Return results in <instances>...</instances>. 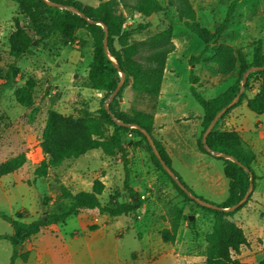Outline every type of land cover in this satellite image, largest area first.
<instances>
[{
    "label": "rangeland",
    "instance_id": "374dc122",
    "mask_svg": "<svg viewBox=\"0 0 264 264\" xmlns=\"http://www.w3.org/2000/svg\"><path fill=\"white\" fill-rule=\"evenodd\" d=\"M78 1L96 7L107 0ZM160 1L163 10L148 17L123 7L121 10L130 43L138 45L158 32L173 29L176 49L168 56L161 94L151 98L127 86L117 109L128 116L135 112L153 114L154 138L170 155L173 171L198 199L220 205L228 198L229 181L223 161L199 147L204 112L190 92V63L201 53L204 42L188 28L187 20L180 18L178 0ZM191 6L196 23L208 33L215 32L232 7L221 39L194 66L197 90L211 99L239 80L243 61L252 63L257 51L264 57V0H191ZM16 19L34 37V47L17 60L10 54ZM141 24L150 26L135 30ZM82 40L87 41L85 46H81ZM149 52L142 50L136 59L145 64ZM92 54L93 41L85 31H80L72 43L57 34L41 40L16 3L0 0V83L8 67L16 64L20 69L17 86L30 77L37 80L34 98L39 106L34 120H30V110L15 101L13 90L0 91V164L26 155L22 168L0 176V212L9 216L23 213V221L33 222L51 209L61 187L73 194L91 191L96 179L105 184L100 197L103 205H108L111 198L123 203L131 201L124 187V161L119 153L109 156L102 150H92L52 168L46 178L34 175L43 159L40 140L49 110L75 117L98 115L104 94L88 87ZM252 71L253 68L246 73V81ZM257 88L258 81L251 80L248 97H253ZM220 128L239 130L257 156L252 166L257 180L249 200L235 215L222 219L241 228L248 241V246L234 258L259 264L264 257V115L251 112L243 102L223 119ZM122 140L126 144L139 143L128 151L127 158L129 184L141 196L142 207L116 218L83 211L64 223L48 225L38 235L51 251L39 249V256L30 264H198L205 260V239L219 217L194 199L187 201L179 195L171 174L154 165L148 139L145 141L131 130ZM44 197L51 198L48 208L43 205ZM95 225L98 229L90 231L89 227ZM165 229L175 235L174 243L163 241ZM12 233L13 227L0 217V235ZM30 251L32 246L27 244L20 248V253ZM11 255V244L0 240V264H10ZM15 264L23 261L18 259Z\"/></svg>",
    "mask_w": 264,
    "mask_h": 264
},
{
    "label": "trees",
    "instance_id": "16d2710c",
    "mask_svg": "<svg viewBox=\"0 0 264 264\" xmlns=\"http://www.w3.org/2000/svg\"><path fill=\"white\" fill-rule=\"evenodd\" d=\"M12 1L20 7L34 25L41 40L49 39L52 35L57 34L65 42L72 43L80 31H85L89 35L93 41V54L87 74L88 87L104 94L97 116L75 117L64 115L55 110L48 111L40 140L43 159L35 169V177L46 178L52 168H57L66 160L77 159L92 150H102L109 156L119 153L124 161V187L131 201L123 203L116 198H111L108 205H103L100 197L104 192L105 184L96 179L91 191H80L73 194L65 187H61L60 196L52 203L51 209L33 222L23 221V213L9 216L0 212V217L13 227L11 235H0V240H7L12 246L10 264H15L18 259L27 262L30 254L29 252L20 253V248L30 242L48 225L64 223L68 218L75 217L83 211H98L100 214L116 218L129 215L142 207L141 196L129 184L130 170L127 158L128 151L137 148L139 143L126 144L122 140L123 135L131 130L139 134L145 141L147 137L141 129L152 137L158 155L148 141L147 144L154 165L167 173L161 163L163 161L180 183L193 194L179 175L173 171L170 155L163 144L154 138L155 116L146 112H135L132 116H128L117 109L122 92L127 86H131L137 93L151 98H157L161 94L167 59L176 49L172 41L173 29L169 27L158 32L138 45L130 43V31L125 27L126 18L121 10L123 7L148 17L163 10L161 1L107 0L100 2L96 7L85 5L78 0ZM178 1L181 5L180 18L186 19L188 28L204 42L203 50L198 56L192 57L190 63V92L204 112L201 120L203 130L199 142V147L203 152L209 154L202 143L206 130L217 114L228 107L238 96L236 102L217 119L205 138V144L210 150L230 156L237 161L233 162L223 157L218 158L224 163V175L229 181V194L225 202L216 206L229 209L244 199L250 188L251 177L253 179L252 184L255 186L257 175L252 166L257 156L237 130L222 129L220 123L243 102H246L247 108L251 112L256 115H264V57L257 51L252 63L243 61L240 65L239 80L222 94L206 99L196 88L194 66L199 62L201 55L221 39L232 15V7L215 32L208 33L196 23L191 0ZM98 23L103 24L105 28ZM15 26L16 29L10 37V54L17 60L34 47V37L17 19ZM149 26V24H141L135 30H145ZM80 42L81 46H85L87 41L82 40ZM144 49L150 50L145 57V64L136 59ZM251 68L258 69L248 75L244 90L240 93L243 75ZM120 72L124 74V79L118 93L111 99L120 85ZM19 75V67L14 63L11 64L2 79V83H0V91L13 90L15 101L25 109H29V118L34 120L35 114L39 112V106L36 105L34 98L37 80L30 77L23 85L17 86ZM253 79L258 81V88L255 95L250 98L248 92L250 91V82ZM118 122L137 125L140 129H132L120 125ZM111 128L112 131H110ZM25 163V154L1 163L0 176L18 171ZM169 177L179 195L187 201H192L175 180L171 176ZM247 200L228 212L202 206L204 210L219 218L215 221L212 231L206 236L205 260L198 264H248L234 258V255L240 254L242 247L248 246L243 230L222 219V217L235 215L245 206ZM42 201L45 207H50L51 198L44 197ZM97 229V225L89 227L90 231ZM162 239L165 243H174L176 237L165 229L162 231ZM259 264H264V257Z\"/></svg>",
    "mask_w": 264,
    "mask_h": 264
},
{
    "label": "water",
    "instance_id": "95a60500",
    "mask_svg": "<svg viewBox=\"0 0 264 264\" xmlns=\"http://www.w3.org/2000/svg\"><path fill=\"white\" fill-rule=\"evenodd\" d=\"M49 4H52V3H50V2H48ZM71 10H73V11H75V12H77V13H79L77 10H75V9H73V8H70ZM99 25H101V26H103L104 28H105V26L103 25V24H101V23H98ZM105 47H106V44H105ZM256 69H258V68H253V71L254 70H256ZM251 69H249L247 72H249ZM246 72V73H247ZM246 73L243 75V80H242V83H241V91H240V93H242V91L244 90V85H245V82H246ZM120 75H121V82H120V85H119V87H118V89L113 93V95H112V97H111V99L118 93V91H119V88H120V86L122 85V81H123V79H124V74L122 73V72H120ZM238 99V96L234 99V101L228 106V107H230V106H232L235 102H236V100ZM228 107H226L225 109H223L220 113H218L217 114V116L214 118V120L212 121V123L210 124V126H209V128L206 130V132H205V134L203 135V138H202V143H203V145H204V148H205V150L208 152V153H210V154H212V155H214V156H216V157H223V158H226V159H230L231 161H233V162H237L234 158H232V157H230V156H227V155H224V154H221V153H218V152H214V151H212V150H210L207 146H206V144H205V138H206V136L208 135V133L211 131V129L213 128V126H214V124L216 123V121H217V119L223 114V112L228 108ZM120 125H124L123 123H121V122H118ZM130 126H135L136 128H138V129H140L137 125H130ZM141 131L144 133V135L147 137V139H148V142H149V144L152 146V148H153V150H154V152L157 154V152H156V149H155V146H154V141H153V139H152V137L145 131V130H143V129H141ZM158 155V154H157ZM162 163V165H163V167H164V169L168 172V173H170L171 174V177L175 180V182L187 193V195L190 197V198H192V199H194L195 201H197L198 203H200L201 205H203V206H205V207H210V208H213V209H217V210H220V211H226V212H228V211H231V210H234L235 208H237V207H239L240 205H242L247 199H248V197H249V195H250V192L252 191V188H253V184H252V181H253V179H252V177H251V179H250V188H249V190H248V192H247V194L245 195V197H244V199L242 200V201H240V203L239 204H237L236 206H234V207H232V208H229V209H223V208H220V207H218V206H216V205H212V204H210V203H208V202H204V201H201L200 199H198L196 196H194L190 191H188V189L186 188V187H184L181 183H180V181L178 180V178L175 176V174L172 172V170L170 169V168H168L165 164H164V162L162 161L161 162ZM245 170H247V168H245ZM190 219L192 220L193 219V217H190Z\"/></svg>",
    "mask_w": 264,
    "mask_h": 264
},
{
    "label": "crops",
    "instance_id": "0c3cea01",
    "mask_svg": "<svg viewBox=\"0 0 264 264\" xmlns=\"http://www.w3.org/2000/svg\"><path fill=\"white\" fill-rule=\"evenodd\" d=\"M236 109V108H235ZM233 109V111L235 110ZM260 121V120H259ZM239 131V130H238ZM244 138V137H243ZM41 236V235H40ZM28 246H32V251H30V256L29 259L26 263L23 262V264H30L31 261H33V259L36 256H39V253H37V251H39V249L43 248L44 250L46 249L48 253H50V246L47 245L45 243V240L43 241V239L41 237H39V235H36L35 237L32 238V240L28 243H26ZM24 244V245H26Z\"/></svg>",
    "mask_w": 264,
    "mask_h": 264
}]
</instances>
